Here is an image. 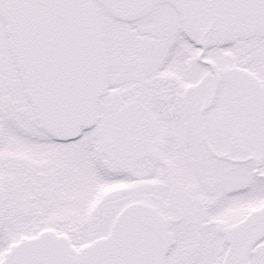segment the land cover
I'll use <instances>...</instances> for the list:
<instances>
[{
    "label": "snow or ice",
    "instance_id": "obj_1",
    "mask_svg": "<svg viewBox=\"0 0 264 264\" xmlns=\"http://www.w3.org/2000/svg\"><path fill=\"white\" fill-rule=\"evenodd\" d=\"M0 264H264V0H0Z\"/></svg>",
    "mask_w": 264,
    "mask_h": 264
}]
</instances>
